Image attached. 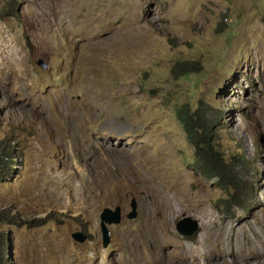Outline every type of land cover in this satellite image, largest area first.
Here are the masks:
<instances>
[{"label": "rangeland", "instance_id": "1", "mask_svg": "<svg viewBox=\"0 0 264 264\" xmlns=\"http://www.w3.org/2000/svg\"><path fill=\"white\" fill-rule=\"evenodd\" d=\"M183 62L200 72L177 77ZM183 106L249 161L243 207L194 167ZM6 139L0 206L25 222L0 224L4 264H264V0H0ZM118 206L105 248L100 216Z\"/></svg>", "mask_w": 264, "mask_h": 264}, {"label": "trees", "instance_id": "2", "mask_svg": "<svg viewBox=\"0 0 264 264\" xmlns=\"http://www.w3.org/2000/svg\"><path fill=\"white\" fill-rule=\"evenodd\" d=\"M200 72L195 63L183 62L176 64L174 74L177 77H187ZM177 118L184 128L187 137L195 146L196 161L194 167L207 179H217L219 185L227 190L234 206L243 207L240 191L245 188L247 181L236 174V169L241 168L249 161L243 156H234L227 160L226 155L219 152L216 147L218 122L210 120L201 114V111L192 112V109L183 106L177 109ZM219 117V115H217ZM12 142L8 139L1 143L0 148V182H5L15 176L13 169L16 163V152L11 147ZM25 219L22 215L14 212L12 207L0 206V224H23ZM1 239V237H0ZM1 251V250H0ZM5 263L4 256H0V264Z\"/></svg>", "mask_w": 264, "mask_h": 264}, {"label": "water", "instance_id": "3", "mask_svg": "<svg viewBox=\"0 0 264 264\" xmlns=\"http://www.w3.org/2000/svg\"><path fill=\"white\" fill-rule=\"evenodd\" d=\"M38 66L43 69L48 68V64L43 60L40 59L38 61ZM131 212L126 216L128 220H135L139 213H138V202L136 199L131 200ZM101 219V231L103 235V246L105 248L111 242L112 233L109 229V226L112 225H120L123 222V211L121 207H116L115 209L112 208H105L100 216ZM177 230L185 236H192L196 234L200 230V224L198 220L183 216L182 219L177 223ZM72 237L75 241L79 243H85L87 240V236L83 232H76L72 234Z\"/></svg>", "mask_w": 264, "mask_h": 264}, {"label": "bare ground", "instance_id": "4", "mask_svg": "<svg viewBox=\"0 0 264 264\" xmlns=\"http://www.w3.org/2000/svg\"><path fill=\"white\" fill-rule=\"evenodd\" d=\"M240 238H237L236 240H232V241H230V242H232L233 244H234V242H236V241H238ZM241 240V239H240ZM242 241V240H241ZM243 243V242H242ZM234 245H236V244H234ZM237 246V245H236ZM259 253V252H257V251H250V252H247V255H252L253 253Z\"/></svg>", "mask_w": 264, "mask_h": 264}, {"label": "clouds", "instance_id": "5", "mask_svg": "<svg viewBox=\"0 0 264 264\" xmlns=\"http://www.w3.org/2000/svg\"><path fill=\"white\" fill-rule=\"evenodd\" d=\"M79 232H82V231H79ZM84 233V232H83ZM85 234V233H84ZM86 235V234H85ZM87 236V235H86ZM73 238V237H72ZM87 239H88V236H87ZM87 241V240H86ZM0 242H1V239H0ZM77 242V241H76ZM79 243V242H78ZM80 244H84V243H80ZM109 246V245H108Z\"/></svg>", "mask_w": 264, "mask_h": 264}, {"label": "flooded vegetation", "instance_id": "6", "mask_svg": "<svg viewBox=\"0 0 264 264\" xmlns=\"http://www.w3.org/2000/svg\"><path fill=\"white\" fill-rule=\"evenodd\" d=\"M118 207H120V206H118Z\"/></svg>", "mask_w": 264, "mask_h": 264}]
</instances>
